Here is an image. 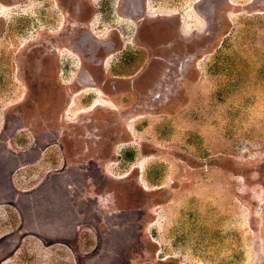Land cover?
<instances>
[{"label":"rangeland","instance_id":"obj_1","mask_svg":"<svg viewBox=\"0 0 264 264\" xmlns=\"http://www.w3.org/2000/svg\"><path fill=\"white\" fill-rule=\"evenodd\" d=\"M18 1L0 0L4 30L42 4ZM107 3L101 28L125 37L141 17L157 40L176 22L187 67L168 73V99L106 87L127 120L103 114L97 131L28 120L0 73V264H264V0H140L136 16ZM11 42L1 34L0 52Z\"/></svg>","mask_w":264,"mask_h":264},{"label":"flooded vegetation","instance_id":"obj_2","mask_svg":"<svg viewBox=\"0 0 264 264\" xmlns=\"http://www.w3.org/2000/svg\"><path fill=\"white\" fill-rule=\"evenodd\" d=\"M40 1L42 4L37 7L35 20L28 17V20L15 22L11 28L5 30L0 23V36L5 31L12 36L7 53L0 52V73L10 83L8 97L15 100L9 106L22 104L20 107L23 116L31 110L35 115L30 112L33 117L27 118L28 120H83V124L90 127V131H97L98 128H93L97 124L92 120H106L105 116H113L118 112L114 111L116 108L112 101L106 100L115 96L110 94L112 91L106 92V87H122L121 91L135 93L140 104H144L167 96V81L171 82L170 86L173 85L172 75L168 76V73L172 70L179 74L187 67L188 57L182 58L183 54L175 53L173 42L170 43L172 39L167 36L170 26L172 30L173 26L178 27L176 22H171L162 32L159 29L161 38L157 40L153 38L156 33L154 29L145 31L140 24L139 21L144 20L141 17L135 23L132 36L125 37L115 30L101 28L103 23L99 18L105 20L101 14H105L108 0ZM18 2L8 0L7 6L13 7ZM113 7L118 12H125L126 16H136V11L141 10L140 0H117ZM99 10L100 16L97 15ZM149 12V15L154 16L151 9ZM176 18L178 19L177 16ZM180 32L186 33L182 26ZM174 44L177 45L175 42ZM167 51L166 59L170 58V61L163 58ZM141 56L148 57L143 66L138 64ZM157 59L163 61V72L158 75L159 78L152 72L145 82H151V86L144 89L140 85L141 75L152 69L155 66L152 62ZM106 66H111L110 75L105 71L108 70ZM124 66L127 67L122 70ZM119 70L122 74L117 75ZM12 78L16 83L10 81ZM13 83L17 87H11ZM78 98L80 101H75ZM120 112L117 113L118 123L120 120H127V115ZM14 114L9 111L8 119L14 120ZM124 129H129L127 124ZM43 134L49 135L45 132ZM54 135L55 138L59 137L57 131H54ZM56 144L55 140L48 146H57L61 154L62 148ZM47 193L51 192L43 195Z\"/></svg>","mask_w":264,"mask_h":264},{"label":"bare ground","instance_id":"obj_3","mask_svg":"<svg viewBox=\"0 0 264 264\" xmlns=\"http://www.w3.org/2000/svg\"><path fill=\"white\" fill-rule=\"evenodd\" d=\"M157 29V28H156ZM149 30V29H148Z\"/></svg>","mask_w":264,"mask_h":264}]
</instances>
